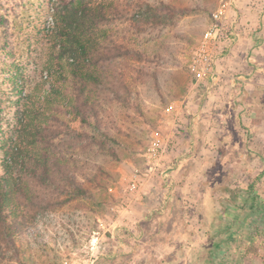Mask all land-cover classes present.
Segmentation results:
<instances>
[{"label": "rangeland", "instance_id": "obj_1", "mask_svg": "<svg viewBox=\"0 0 264 264\" xmlns=\"http://www.w3.org/2000/svg\"><path fill=\"white\" fill-rule=\"evenodd\" d=\"M55 1L0 0V144L14 127L23 98L36 101L48 90L43 69L45 32L51 26L50 5ZM140 1L155 7L172 5L181 16L171 26L148 29L138 38L149 59L141 66L144 81L136 84L132 104L113 101L99 111L98 129L107 133L106 138L92 125L65 116L70 130L82 137L67 146V157L79 171L92 173L94 166L99 168L103 187L85 183L95 198L76 199L38 217L29 228L24 264H193V211L181 216L159 213L163 204L150 196L161 187L156 170L162 159H150L148 149L155 138L165 148L162 134L170 127L166 119L189 90L187 64L218 0ZM15 72L18 78L11 89L9 80ZM250 111V119L240 126L251 130L245 139L260 166L253 167L263 174L264 111L258 119ZM133 174L138 176L137 187L130 190ZM149 176L152 185L146 184ZM0 264L19 263L8 259Z\"/></svg>", "mask_w": 264, "mask_h": 264}, {"label": "trees", "instance_id": "obj_2", "mask_svg": "<svg viewBox=\"0 0 264 264\" xmlns=\"http://www.w3.org/2000/svg\"><path fill=\"white\" fill-rule=\"evenodd\" d=\"M177 14L172 5L140 0L51 3L43 64L48 90L36 101L23 98L14 127L0 144V263L24 264L29 228L38 217L76 199L95 198L85 183L103 187L99 168L79 171L67 157V146L82 137L70 130L65 116L98 129L105 104H132L136 84L144 81L141 66L149 62L138 38L148 29L171 26ZM17 78L13 73L11 89Z\"/></svg>", "mask_w": 264, "mask_h": 264}, {"label": "crops", "instance_id": "obj_3", "mask_svg": "<svg viewBox=\"0 0 264 264\" xmlns=\"http://www.w3.org/2000/svg\"><path fill=\"white\" fill-rule=\"evenodd\" d=\"M233 2L238 36L217 55L215 78L191 83L166 119L150 196L162 215L193 211V264H264V173L240 126L264 111V0Z\"/></svg>", "mask_w": 264, "mask_h": 264}, {"label": "built area", "instance_id": "obj_4", "mask_svg": "<svg viewBox=\"0 0 264 264\" xmlns=\"http://www.w3.org/2000/svg\"><path fill=\"white\" fill-rule=\"evenodd\" d=\"M233 6V0H218L216 8L210 14L208 26L198 40L192 57L187 64V72L195 87L206 80L212 81L215 78L217 55L222 51L225 44L232 43L238 36L237 28L231 24L232 21L236 23L233 20L234 15H232ZM166 111H169V108ZM148 152L150 159L160 157L163 148L159 138H155L151 142ZM152 169V165H149V170ZM137 181V174H133L129 181L130 190L136 189Z\"/></svg>", "mask_w": 264, "mask_h": 264}]
</instances>
